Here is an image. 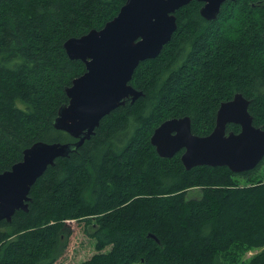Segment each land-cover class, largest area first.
Instances as JSON below:
<instances>
[{
  "label": "trees",
  "instance_id": "trees-1",
  "mask_svg": "<svg viewBox=\"0 0 264 264\" xmlns=\"http://www.w3.org/2000/svg\"><path fill=\"white\" fill-rule=\"evenodd\" d=\"M124 2L0 1V173L35 142L75 141L52 126L68 102L65 88L85 71L63 43L102 28ZM201 5L177 10L171 40L136 68L130 85L143 96L103 117L79 149L49 166L27 212L0 220V264H54L72 221L95 239L96 254L82 264H264V178L256 176L264 160L241 174L186 171L180 153L162 159L150 144L160 123L183 116L194 135H208L219 104L236 93L264 128V0L227 1L213 22L200 16ZM194 188L201 194L188 198ZM248 250L259 252L242 262Z\"/></svg>",
  "mask_w": 264,
  "mask_h": 264
},
{
  "label": "water",
  "instance_id": "water-1",
  "mask_svg": "<svg viewBox=\"0 0 264 264\" xmlns=\"http://www.w3.org/2000/svg\"><path fill=\"white\" fill-rule=\"evenodd\" d=\"M192 1L202 4L200 16L213 22L225 2L236 0H125L102 28L64 41L68 59L81 61L85 71L65 88L68 102L58 108L52 126L75 141L35 142L0 173V220L10 223L15 212H27L30 190L45 170L90 139L103 117L143 96L130 85L136 68L159 56L177 29L175 12ZM249 104L240 93L221 102L206 136L191 132L189 116L167 119L153 130L150 144L162 159L180 153L186 171L200 166L226 167L233 174L253 171L264 160V128L253 125ZM231 124L240 128L238 133L227 131ZM148 237L158 242L154 235Z\"/></svg>",
  "mask_w": 264,
  "mask_h": 264
},
{
  "label": "rangeland",
  "instance_id": "rangeland-1",
  "mask_svg": "<svg viewBox=\"0 0 264 264\" xmlns=\"http://www.w3.org/2000/svg\"><path fill=\"white\" fill-rule=\"evenodd\" d=\"M256 176L264 178V165L261 166ZM200 190L201 189L198 188L190 190L187 197H198L201 194ZM68 226L71 229V235L69 237L67 248L63 255L54 264H82L96 254L95 239L90 238L87 234L92 233L91 227L86 226L83 222L77 223L73 221L68 223ZM258 252L259 250H248L244 252L241 258L242 262L247 261Z\"/></svg>",
  "mask_w": 264,
  "mask_h": 264
},
{
  "label": "bare ground",
  "instance_id": "bare-ground-1",
  "mask_svg": "<svg viewBox=\"0 0 264 264\" xmlns=\"http://www.w3.org/2000/svg\"><path fill=\"white\" fill-rule=\"evenodd\" d=\"M68 87H69V86H68ZM126 102H127V101H126ZM126 102H125V103H126ZM129 102H130V101H129ZM124 105H125V104H124ZM119 107H120V106H119ZM116 109H117V108H116ZM18 162H19V161H18ZM16 163H17V162H16ZM16 163H15V164H16ZM12 166H13V165H12ZM12 166H11V167H12ZM10 169H11V168H10ZM10 169H9V170H10ZM6 171H7V170H6Z\"/></svg>",
  "mask_w": 264,
  "mask_h": 264
},
{
  "label": "flooded vegetation",
  "instance_id": "flooded-vegetation-1",
  "mask_svg": "<svg viewBox=\"0 0 264 264\" xmlns=\"http://www.w3.org/2000/svg\"><path fill=\"white\" fill-rule=\"evenodd\" d=\"M128 102V101H127ZM126 104V103H125ZM124 106V105H123Z\"/></svg>",
  "mask_w": 264,
  "mask_h": 264
}]
</instances>
